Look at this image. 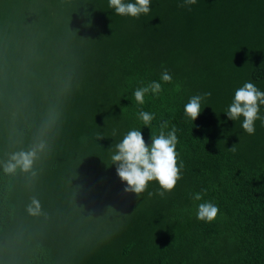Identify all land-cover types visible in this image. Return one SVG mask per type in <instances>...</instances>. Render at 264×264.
I'll return each mask as SVG.
<instances>
[{
    "label": "trees",
    "instance_id": "1",
    "mask_svg": "<svg viewBox=\"0 0 264 264\" xmlns=\"http://www.w3.org/2000/svg\"><path fill=\"white\" fill-rule=\"evenodd\" d=\"M181 2L133 19L108 0H0V264H264V123L248 135L225 114L244 83L264 91V0ZM164 69L172 83L136 104ZM208 92L192 121L184 105ZM163 121L182 179L137 197L111 157L133 128L150 146ZM40 142L31 171L5 173ZM203 201L212 223L196 218Z\"/></svg>",
    "mask_w": 264,
    "mask_h": 264
},
{
    "label": "clouds",
    "instance_id": "2",
    "mask_svg": "<svg viewBox=\"0 0 264 264\" xmlns=\"http://www.w3.org/2000/svg\"><path fill=\"white\" fill-rule=\"evenodd\" d=\"M196 4L197 0H182L179 6L190 9ZM108 7L117 16L139 19L142 15L146 16L151 12V0H134V2L108 0ZM161 81L163 84L172 83V74L167 69L161 72L160 81H152L134 91L136 104L144 105L148 95L158 96L163 91ZM210 96V92L191 96L184 105V114L195 121L203 111V101ZM261 105H264V91H261L254 83L246 82L235 91L234 98L225 114L232 121L242 117V130L248 135H254L256 121L261 120L264 123V117L259 114ZM136 115L137 119L149 128L155 119L154 113L144 110L138 111ZM168 128L167 121L161 122L158 134L151 133L150 146L146 145L140 129L136 128L127 131L121 141L116 144L111 159L117 165V175L127 184L126 192L135 193L139 197L147 191L150 183L155 182L160 189L156 194L163 198L174 191L177 183L182 179L184 165L182 162L178 164L177 129L173 126L170 131H166ZM46 147L45 142H40L28 151L13 153L4 165L5 173H14L18 168L24 172L31 171L38 153L43 152ZM236 148L237 145H233L229 150L235 152ZM204 194L203 191L193 193L192 199L202 201ZM148 195L151 197L153 193L148 192ZM28 211L33 215L37 214L39 203L33 200ZM219 211V207L213 202L203 201L197 206L196 218L201 222L212 223L217 219Z\"/></svg>",
    "mask_w": 264,
    "mask_h": 264
}]
</instances>
